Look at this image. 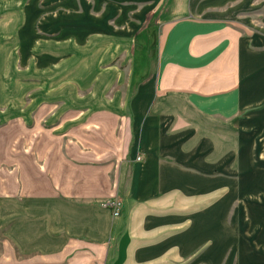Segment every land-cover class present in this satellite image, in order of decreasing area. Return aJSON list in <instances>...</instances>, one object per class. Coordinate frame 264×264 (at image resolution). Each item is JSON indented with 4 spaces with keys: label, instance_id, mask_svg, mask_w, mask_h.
I'll return each instance as SVG.
<instances>
[{
    "label": "crops",
    "instance_id": "0c3cea01",
    "mask_svg": "<svg viewBox=\"0 0 264 264\" xmlns=\"http://www.w3.org/2000/svg\"><path fill=\"white\" fill-rule=\"evenodd\" d=\"M0 74V264H264L201 175L264 122V0H0Z\"/></svg>",
    "mask_w": 264,
    "mask_h": 264
},
{
    "label": "rangeland",
    "instance_id": "374dc122",
    "mask_svg": "<svg viewBox=\"0 0 264 264\" xmlns=\"http://www.w3.org/2000/svg\"><path fill=\"white\" fill-rule=\"evenodd\" d=\"M4 78L0 74V79ZM1 81V80H0ZM1 85V82H0ZM242 120L238 121V123ZM244 124L243 122H241ZM242 130V129H241ZM236 139H240L244 154L240 163V169H228L219 171L201 172L208 179L221 177L224 178V189L220 192L219 197L223 199V207L225 214V224L227 225L231 235L236 239V242L241 244H248L247 242H256L257 244H250L254 252H262L264 254V198L258 195L257 200L244 196L242 200L239 197V188H264V122H260L258 127L252 129L242 130L239 134L238 128H233ZM240 151L235 155L239 156ZM230 157H227L225 162H228ZM232 161V159L230 160ZM251 181V182H249ZM249 183H254L249 185ZM256 182V183H255ZM247 183V184H246ZM250 192V191H249ZM217 193V191H216ZM215 195L206 196L207 204L215 202L218 197ZM240 221V223H239ZM229 241H233L231 237ZM260 243V244H258ZM249 250V249H248ZM230 252L232 249L229 250ZM244 263V257L242 256ZM259 261V260H258Z\"/></svg>",
    "mask_w": 264,
    "mask_h": 264
},
{
    "label": "built area",
    "instance_id": "2783aa9c",
    "mask_svg": "<svg viewBox=\"0 0 264 264\" xmlns=\"http://www.w3.org/2000/svg\"><path fill=\"white\" fill-rule=\"evenodd\" d=\"M140 157H137V160H139ZM121 202L117 199H112V200H108L106 202L103 203V206L106 208H109L112 210L113 214H116L117 209L120 207Z\"/></svg>",
    "mask_w": 264,
    "mask_h": 264
}]
</instances>
